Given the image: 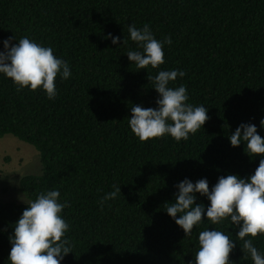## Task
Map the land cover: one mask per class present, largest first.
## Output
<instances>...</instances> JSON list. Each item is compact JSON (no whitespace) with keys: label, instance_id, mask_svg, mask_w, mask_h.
<instances>
[{"label":"trees","instance_id":"obj_1","mask_svg":"<svg viewBox=\"0 0 264 264\" xmlns=\"http://www.w3.org/2000/svg\"><path fill=\"white\" fill-rule=\"evenodd\" d=\"M131 24L171 37L159 68L137 69L128 59L129 50L142 51ZM25 36L51 47L72 74L57 76L49 99L42 88L18 92L0 73V136L30 143L42 163L40 174L20 180L28 201H0V264H11L10 236L27 203L50 190L68 204L61 216L72 252L61 264H194L206 228L236 244L232 264H254L230 217L207 219L206 196L196 193L205 216L189 236L165 208L181 181L206 178L211 190L221 176L250 177L264 158L229 139L242 123L264 137V0H0V51L9 37L18 44ZM161 70L184 71L169 86L184 85L187 103L208 109L186 141L166 134L142 142L130 128L132 106L158 107L152 78ZM113 185L121 193L101 208ZM246 239L264 255V234Z\"/></svg>","mask_w":264,"mask_h":264},{"label":"clouds","instance_id":"obj_2","mask_svg":"<svg viewBox=\"0 0 264 264\" xmlns=\"http://www.w3.org/2000/svg\"><path fill=\"white\" fill-rule=\"evenodd\" d=\"M128 32L131 40L142 49L126 53L137 69L159 68L165 62L164 44L172 43L170 36L163 41L156 39L147 24L142 28L131 24ZM108 36L113 44L120 41V37L111 33ZM12 39L9 37L3 41L5 51H0V73L13 80L18 92L29 86L33 91L42 88L49 99H54L57 76L68 79L72 74L68 63L57 58L51 47L42 46L27 36L19 39L18 44H12ZM126 42L124 39L123 43ZM185 74L179 70L159 71L152 78L153 87L159 93L158 107L132 106L129 125L140 141L166 134L176 141H186L190 133L195 134L209 119L204 105L194 107L187 103L188 90L184 85L169 86L170 82ZM261 126H264V119ZM229 139L233 147L243 141L245 151L251 157H264V137L258 134L255 124H240ZM177 187L179 191L175 194V201L165 209L186 236L191 235L194 226L205 216L204 205L196 203V193H199L210 201L206 209L207 219L215 225L230 217L231 223L239 228L236 236L243 241V253L250 254L254 264H264V255L253 245L252 239H246L264 234V158L248 178L235 174L221 176L211 190L206 178L195 183L185 179ZM113 188L115 190L100 201L101 208L105 201L115 199L121 193L120 186L113 185ZM59 198L58 190H50L41 192L35 200L27 203L28 207L16 223L14 236H10L11 264H61L64 256L72 252L71 242L65 238L69 224L61 216L68 204L67 201L61 203ZM235 247L236 244L224 232L206 228L199 233V249L195 253L194 264H232L230 255Z\"/></svg>","mask_w":264,"mask_h":264},{"label":"rangeland","instance_id":"obj_3","mask_svg":"<svg viewBox=\"0 0 264 264\" xmlns=\"http://www.w3.org/2000/svg\"><path fill=\"white\" fill-rule=\"evenodd\" d=\"M42 171L39 150L12 134L0 136V201H28L20 190L23 176Z\"/></svg>","mask_w":264,"mask_h":264}]
</instances>
